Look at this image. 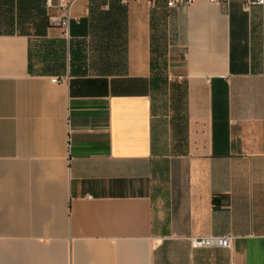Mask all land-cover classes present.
<instances>
[{"label": "crops", "instance_id": "crops-1", "mask_svg": "<svg viewBox=\"0 0 264 264\" xmlns=\"http://www.w3.org/2000/svg\"><path fill=\"white\" fill-rule=\"evenodd\" d=\"M245 2L76 0L67 38L48 0H0V264H264Z\"/></svg>", "mask_w": 264, "mask_h": 264}, {"label": "built area", "instance_id": "built-area-1", "mask_svg": "<svg viewBox=\"0 0 264 264\" xmlns=\"http://www.w3.org/2000/svg\"><path fill=\"white\" fill-rule=\"evenodd\" d=\"M76 0H57V5L54 6L53 0H48L51 8L57 7L59 13L49 18V24L52 27L61 28L65 37H70L71 27V9ZM130 0H121L122 3L127 4ZM142 1V0H137ZM154 1V0H149ZM197 0H167L169 8H178L182 6H191ZM214 5L230 4L232 0H209ZM264 6V0H246L243 11L249 13L253 7ZM67 79V78H66ZM61 80L54 79V83H59ZM232 244L231 238H201L193 241L195 248H230Z\"/></svg>", "mask_w": 264, "mask_h": 264}]
</instances>
